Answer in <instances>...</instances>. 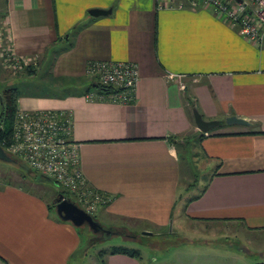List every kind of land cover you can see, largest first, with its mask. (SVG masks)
I'll return each mask as SVG.
<instances>
[{"label":"crops","instance_id":"obj_1","mask_svg":"<svg viewBox=\"0 0 264 264\" xmlns=\"http://www.w3.org/2000/svg\"><path fill=\"white\" fill-rule=\"evenodd\" d=\"M92 9L110 12L92 16ZM0 29L17 57L38 63L26 79L44 71L47 87L55 89L22 93L18 108L71 113L80 168L108 199L93 213L100 224L155 237L172 235L180 222L264 233V27L255 43L212 7L191 8L189 0L169 7L157 0H0ZM93 60L137 65L132 101L97 90L89 98L82 93L86 84L64 85L70 78L91 82ZM3 68L0 62V73ZM194 109L218 125L201 132ZM231 115L249 124L227 122ZM191 153L206 177L188 194L199 171ZM39 183L47 182L0 184V264L86 259L80 229L58 217L55 197L32 186ZM256 249L257 262H264ZM100 250L89 264H103ZM103 258L104 264H162L141 251Z\"/></svg>","mask_w":264,"mask_h":264},{"label":"built area","instance_id":"obj_2","mask_svg":"<svg viewBox=\"0 0 264 264\" xmlns=\"http://www.w3.org/2000/svg\"><path fill=\"white\" fill-rule=\"evenodd\" d=\"M174 1L157 0V3L160 7H169ZM183 6L184 3L179 4V7ZM189 6L212 7L242 36L255 43L262 38L260 30L264 27V0H189ZM0 56L3 66L10 70H18L31 62L17 57L9 43L2 47ZM87 75L101 85L112 87V100H133L139 80L135 63L93 60L88 64ZM169 77L174 78L175 75ZM96 96L93 90L87 93L89 98ZM14 116L13 140L6 148L8 154L21 159L32 171L50 177L91 214L107 202V197L88 185L80 168L78 145L71 140V113L63 110L18 108Z\"/></svg>","mask_w":264,"mask_h":264},{"label":"rangeland","instance_id":"obj_3","mask_svg":"<svg viewBox=\"0 0 264 264\" xmlns=\"http://www.w3.org/2000/svg\"><path fill=\"white\" fill-rule=\"evenodd\" d=\"M1 30V29H0ZM1 34V31H0ZM1 36V35H0ZM4 37V36H3ZM7 38V37H6ZM7 39L0 38V53L4 45L7 46ZM0 62L3 64V59L0 56ZM29 62L24 64L18 70H7L0 73V89L3 86L10 84L20 87L22 92L29 93H49L55 91L54 88H49L46 85L47 79L45 72L41 71L34 78H28L32 73L26 72V67L29 65L38 66V63ZM35 73V72H34ZM2 74V75H1ZM8 78V79H7ZM9 82V83H7ZM59 89H56L58 91ZM1 111V104H0ZM184 155V153H182ZM194 154V156H192ZM191 153L193 163L196 169L199 170L193 178L196 179L195 184L191 186L189 191L192 194L200 189L205 183L206 173L201 171L203 165L200 163V158L196 157L195 153ZM35 174L26 165H18L13 161L0 160V182H16L24 184H32ZM39 192L48 195V199L52 200L57 196L56 183H39L33 184ZM56 195V196H55ZM81 236L83 238L82 248L80 253H88L86 259H80V254H77L71 259L70 264H89L91 259L96 256L99 249H109L115 246H125L128 248H136L141 251L145 259H151L153 263L162 264H190V263H235V264H250L262 260L260 255L256 254L255 249L261 253L264 260V233L253 237L249 234H243L239 228L220 223H205L197 224L195 222H180L178 227H173V234L167 237L146 236L138 240L125 238L121 234H114L107 239L96 242L98 235L89 228V226L80 227ZM144 241V242H141ZM150 246V247H149ZM155 247V248H151ZM248 249L253 252L248 253ZM251 252V251H250Z\"/></svg>","mask_w":264,"mask_h":264},{"label":"trees","instance_id":"obj_4","mask_svg":"<svg viewBox=\"0 0 264 264\" xmlns=\"http://www.w3.org/2000/svg\"><path fill=\"white\" fill-rule=\"evenodd\" d=\"M245 12H247V11H245ZM79 28H81L80 25H78L74 29H79ZM25 70L29 74L35 72V68L32 65L27 66ZM66 84L70 85V86L71 85L76 86L78 84H82V85L86 84V86L84 87L85 89H83L82 93H84L86 91L89 92L90 90H97L99 93L101 92V94H110L113 91L112 87L101 85L98 82L93 81V80H91V82H90V81H87L85 78H70V79H67L66 82L64 83V85H66ZM93 84H96L97 86L95 87V86H93ZM22 93L23 92L20 89V87H18L17 85H14V84H9V85L7 84V86L5 85V86H3V88L0 89V104H1L0 145L4 148L5 151H6L7 146L12 142L11 140H13V124H14V119H15L14 115H16V112L18 110V99L22 95ZM8 155H10V154H8ZM10 156L14 159V162L17 163L18 165L19 164L22 166H23V164L25 165V163L21 159H19L18 157L13 156L12 154ZM33 173L35 174L32 178L33 180L45 181V182L49 181L51 183H56L55 181L50 179V177L48 178V177L41 175V174H38L34 171H33ZM1 183L2 182H0V184ZM57 189H58L57 194L58 193H64L66 197H70L73 199V197L70 195V193L67 190H65L64 188H62L61 186H58ZM197 196L198 195H195L191 199H194ZM52 207H54V205ZM112 228L118 232L117 234H121L127 239L138 240L139 238H137V237H142V235H139L138 233H135L134 231H131V230L123 228V227H112ZM77 229L79 230L80 227H77ZM94 234L98 235V239L96 242H101V241L107 239L103 235V233H101V232L94 233ZM135 235H137V237ZM138 241H140V240H138ZM141 242H144V241H141ZM144 243H146V242H144ZM107 252H109V253H124V254H127L129 256L140 257V251L136 248H128L125 246H115V247H112L109 249H102L99 251L100 260L103 261L102 262L103 264H104L103 256ZM250 264H264V262H255V263H250Z\"/></svg>","mask_w":264,"mask_h":264},{"label":"water","instance_id":"obj_5","mask_svg":"<svg viewBox=\"0 0 264 264\" xmlns=\"http://www.w3.org/2000/svg\"><path fill=\"white\" fill-rule=\"evenodd\" d=\"M109 12L110 10L104 11V9L90 10V14L92 16L105 15ZM93 86L96 87L97 85L93 84ZM193 115H194V119L196 120L195 123L201 132H208L212 128L217 126L219 123V121L215 119H210V120L204 119L202 114L197 109H194ZM226 121L239 123V124H249L247 120H245L244 118H240L233 115L228 116L226 118ZM0 160L14 162V159L7 154V152L4 150V148L1 145H0ZM53 202H54V209L56 214L60 219L64 221H69L77 227H82L87 225L94 233L101 232L106 238L118 233L112 227H106L100 224L98 220L93 216V214L87 212L81 206H79L76 200H73L70 197H66L64 193H58L55 199L53 200ZM151 234H152L151 232L143 231L139 235H151ZM135 236L137 237V235Z\"/></svg>","mask_w":264,"mask_h":264}]
</instances>
